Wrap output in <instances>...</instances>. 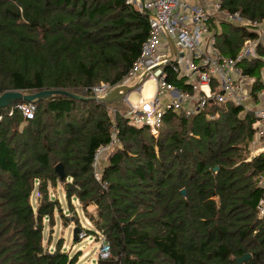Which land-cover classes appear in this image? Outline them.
<instances>
[{
    "label": "trees",
    "instance_id": "1",
    "mask_svg": "<svg viewBox=\"0 0 264 264\" xmlns=\"http://www.w3.org/2000/svg\"><path fill=\"white\" fill-rule=\"evenodd\" d=\"M219 1L264 22V0ZM219 26L211 24L219 30L216 46L230 57L259 37L233 21ZM149 34V15L127 0H0V94L53 89L80 96L34 101L32 118L16 108L24 101L0 109V264L78 263L63 238L53 242L56 212L69 219L58 187L68 210L77 213L79 205L91 222L85 229L75 217L78 237L94 234L110 246L96 264H264V150L253 153V111L212 101L189 117L168 109L154 136L149 126L130 123L124 97L113 104L91 99L88 88L123 82ZM257 52L264 55V46ZM239 64L255 78L257 103L263 62ZM169 82L194 93L184 79ZM114 137L98 179L96 152Z\"/></svg>",
    "mask_w": 264,
    "mask_h": 264
},
{
    "label": "built area",
    "instance_id": "2",
    "mask_svg": "<svg viewBox=\"0 0 264 264\" xmlns=\"http://www.w3.org/2000/svg\"><path fill=\"white\" fill-rule=\"evenodd\" d=\"M190 1L127 0V3L149 15L150 34L142 45L139 58L120 84H138L124 95L126 117L133 125L149 126L151 133L158 136L163 116L168 109L181 111L189 117L212 101L218 104L232 103L243 106L246 111H253L257 119L254 126L264 128V104L256 106L251 94L255 78L244 74L239 64L242 60L259 57L263 62L261 71L264 80V55L257 52V45L264 46V22L250 21L239 12L232 14L222 9L219 0H197L195 4ZM223 19L248 27L256 31L259 37L247 40L236 57L227 56L216 46L219 30L211 28V24L217 28ZM170 76L184 79L194 93L170 83ZM149 80L156 87L152 95L145 97L142 93ZM120 85L101 83L87 90L98 102H102ZM133 93H140L141 96L133 99ZM263 93L261 91L260 95ZM16 108L27 118H32L36 110L33 102L18 103ZM108 111L114 113L115 109L108 106ZM2 119L3 115H0V122ZM116 142L114 137L108 146L96 152L94 166L97 168L95 176L98 179L101 154ZM251 145L253 153L257 152L256 138ZM259 185L264 187V179L260 180ZM258 211L261 216L264 215V196L259 201ZM83 236L86 237V234L82 231L79 237ZM109 253L110 246L103 243L100 257L106 258Z\"/></svg>",
    "mask_w": 264,
    "mask_h": 264
},
{
    "label": "rangeland",
    "instance_id": "3",
    "mask_svg": "<svg viewBox=\"0 0 264 264\" xmlns=\"http://www.w3.org/2000/svg\"><path fill=\"white\" fill-rule=\"evenodd\" d=\"M197 0H191V4H195ZM220 28V26H218ZM140 74V73H139ZM142 76V72H141ZM133 83V82H132ZM111 148L106 150L101 154L100 160L104 159ZM55 194L59 199H61V204L63 205L64 212L68 216V221L65 223L64 218L60 217V214L56 212V227L55 232L53 235V242H56L58 239L63 238L64 239V248L66 251H68L71 255L77 254L78 263L77 264H83V263H89V264H96L97 259L100 257V250L103 244V241L101 238H98L94 234H90L89 237H79V240L76 241L73 237V231L76 226L77 220H75V217L77 216L78 220L80 221L83 228H91V222L87 218V215H85L82 211V209L77 206L78 211L77 213L73 210H68V207H66V202L64 201V193L62 190L59 189V187L55 190ZM78 204V203H77ZM89 210H94L93 206H90L88 208ZM75 220V222H73ZM50 228V227H49ZM49 228L46 227L44 235L45 240L49 237ZM48 243V240L46 241Z\"/></svg>",
    "mask_w": 264,
    "mask_h": 264
},
{
    "label": "water",
    "instance_id": "4",
    "mask_svg": "<svg viewBox=\"0 0 264 264\" xmlns=\"http://www.w3.org/2000/svg\"><path fill=\"white\" fill-rule=\"evenodd\" d=\"M138 84H135L133 86H126V85H120L116 87L106 98H104L102 101L107 104H113L114 102H117L121 98L124 97L126 93H129L130 91L134 90L137 87ZM56 94H64L69 95L71 97L79 98V95L70 93L68 91L64 90H43L38 93H25L23 91H6L2 94H0V109L8 107L12 105L13 103L17 101H24V102H34L38 100H43L52 97ZM91 99L96 100L95 97H91ZM56 171L59 173L60 177L63 178L65 176L64 166L63 164L59 163L56 165ZM182 193L186 195L185 189H182ZM78 232L79 227H75L73 231V237L75 240H78ZM251 257V254L247 253L241 257H238L236 261L238 263H243L244 261L248 260Z\"/></svg>",
    "mask_w": 264,
    "mask_h": 264
},
{
    "label": "crops",
    "instance_id": "5",
    "mask_svg": "<svg viewBox=\"0 0 264 264\" xmlns=\"http://www.w3.org/2000/svg\"><path fill=\"white\" fill-rule=\"evenodd\" d=\"M155 87H156L155 83L153 82V84L149 87V89H147L148 91H146V89L144 87V90H143L142 94L145 97H148V96L152 95L154 93V91H155ZM262 92H264V90ZM140 96H141L140 93H133L132 94L133 99H138ZM260 104H264V93L259 95V100H258L257 103H255L256 106H259ZM259 130L262 131V133H260ZM256 140H257V145H256V149L255 150H257V152H255L254 154H257V153H259V152L264 150V128L263 127L258 129V132H257V135H256Z\"/></svg>",
    "mask_w": 264,
    "mask_h": 264
},
{
    "label": "bare ground",
    "instance_id": "6",
    "mask_svg": "<svg viewBox=\"0 0 264 264\" xmlns=\"http://www.w3.org/2000/svg\"><path fill=\"white\" fill-rule=\"evenodd\" d=\"M153 84V81H151V80H149V81H147L146 82V84H145V89H146V91H148L147 89H149V87L151 86ZM148 93V92H147Z\"/></svg>",
    "mask_w": 264,
    "mask_h": 264
}]
</instances>
